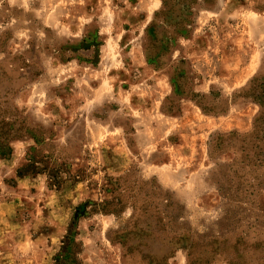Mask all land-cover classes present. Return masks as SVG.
Wrapping results in <instances>:
<instances>
[{"label":"rangeland","instance_id":"obj_1","mask_svg":"<svg viewBox=\"0 0 264 264\" xmlns=\"http://www.w3.org/2000/svg\"><path fill=\"white\" fill-rule=\"evenodd\" d=\"M263 103L264 0H0L1 115L43 141L0 155V264H54L69 239L81 264H149L115 239L131 206L103 211L123 177L140 205L141 187L172 200L207 264H227L224 243L264 264V191L260 211L229 204L244 156L210 148L251 134ZM188 245L166 264H202Z\"/></svg>","mask_w":264,"mask_h":264},{"label":"trees","instance_id":"obj_2","mask_svg":"<svg viewBox=\"0 0 264 264\" xmlns=\"http://www.w3.org/2000/svg\"><path fill=\"white\" fill-rule=\"evenodd\" d=\"M155 28L153 27V33L149 34L147 39H150V37L161 38V36H163V31ZM158 42L162 43L163 41L159 39ZM150 55L151 59L156 61L155 57L158 56V54L151 53ZM261 106L262 112L256 118L254 129L251 134L241 136L236 133H230L227 136L229 139L228 142L218 141L215 142L213 147H210L213 153L225 150L234 155H238L239 153L243 154V160L241 162L235 161L230 167V173L234 175L232 184H228L226 188L221 187L220 191L223 193L225 192L228 196H233H223V199L229 204H248L259 211L260 208H258L259 205L257 200L261 192L264 191V103ZM4 117L5 113L1 115L0 110V155H4L3 152L10 149L9 144L12 140L30 137L37 143H43V141L37 138L33 133V130L29 128L22 127L18 130L11 129L10 124L5 121ZM31 150L34 155L29 158V161L34 162L32 158H35L38 152L36 148H32ZM251 153L253 154L252 156ZM246 162L249 168L248 173L247 175L240 176V173L244 172L242 166H244ZM52 172L53 181L59 183L61 170L56 167V170ZM127 178L128 177H123L113 182L110 190L112 198L105 201L103 206L104 212L117 217L124 213L128 205L131 206L133 212L131 229H121L115 232V239L121 242L124 252L131 256L135 251H138L142 259L148 260L149 264H166L180 243L187 241L189 243L188 256L199 258L202 264H207L209 259L202 256L200 250H198L200 244L197 242H189L188 238L185 240V236L175 230L174 223L177 217L174 215L175 205L172 200L164 197L161 200V196H159V205H154V200H152V198L155 199V197L158 196L155 192L156 187L150 186L148 192L143 191V187H141L139 189V196H143L145 200L143 201L144 203L140 205L139 198L132 195L133 190L130 189ZM236 179H238L239 182L236 183ZM230 192L233 194H230ZM148 198L149 200H147ZM240 211L243 214L251 212L248 208H240ZM68 241L69 243L63 248L61 255L55 258L54 264H81L78 258L81 253L79 245L74 240L69 239ZM231 245L234 248L233 244ZM223 246L225 248V261L227 264H236L237 255L229 252L225 243ZM209 247L213 253L216 252L213 245Z\"/></svg>","mask_w":264,"mask_h":264}]
</instances>
